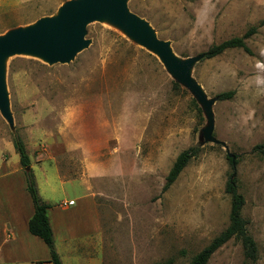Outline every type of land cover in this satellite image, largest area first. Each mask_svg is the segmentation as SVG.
<instances>
[{
	"label": "rangeland",
	"instance_id": "1",
	"mask_svg": "<svg viewBox=\"0 0 264 264\" xmlns=\"http://www.w3.org/2000/svg\"><path fill=\"white\" fill-rule=\"evenodd\" d=\"M71 1L0 0V38L56 18ZM127 6L182 62L193 60L190 76L211 108L154 51L109 20L88 24V45L69 63L30 54L6 58L0 229L12 218L11 206L23 222L32 204L28 170L14 147L19 136L40 196L60 207L84 198L102 232L81 236V245L93 243L60 254L64 264H190L229 226L226 185L235 157L243 216L264 264V156L253 151L264 144V0H127ZM254 26L260 28L246 41L250 54L235 49L204 58L213 45ZM229 91L234 99H217ZM191 148L198 156L163 192L176 159ZM39 253L50 255L45 243ZM208 264H247L241 243L231 240Z\"/></svg>",
	"mask_w": 264,
	"mask_h": 264
},
{
	"label": "water",
	"instance_id": "2",
	"mask_svg": "<svg viewBox=\"0 0 264 264\" xmlns=\"http://www.w3.org/2000/svg\"><path fill=\"white\" fill-rule=\"evenodd\" d=\"M109 20L122 27L142 46L154 51L166 66L209 105L201 89L191 76L192 59L182 62L170 44L160 39L151 25L131 12L127 0H73L66 3L56 18H45L25 30L12 31L0 38V109L9 116V100L4 78L6 58L30 54L49 63H69L88 45L87 26L96 20ZM212 119V113L210 112ZM28 171L30 168L27 169Z\"/></svg>",
	"mask_w": 264,
	"mask_h": 264
},
{
	"label": "trees",
	"instance_id": "3",
	"mask_svg": "<svg viewBox=\"0 0 264 264\" xmlns=\"http://www.w3.org/2000/svg\"><path fill=\"white\" fill-rule=\"evenodd\" d=\"M260 26L252 27L243 37H237L225 41L218 45H213L207 52L204 53L205 59L217 58L227 51L242 49L247 53H251L246 41L258 32ZM178 86V85H177ZM235 91L221 93L217 96L220 101H228L234 99ZM201 113V109H199ZM14 147L16 153L20 157V164L26 170L31 167V159L27 151V147L23 139L19 136L14 137ZM254 152L264 156V144L257 145ZM199 154V149L191 148L182 152L176 159L169 175L166 179L163 192L168 191L174 183L178 180L179 176L188 166V164L195 159ZM232 173L226 185V193L231 197V212L229 226L218 235L213 241L197 254L190 262V264H208L212 256L223 246L231 240H236L241 243L244 256L247 264H258L259 262V248L256 240L249 231V221L243 216V210L246 205V199L240 192L239 179L237 177L236 167L238 161L235 157L230 159ZM27 191L31 197L34 215L30 219L28 228L29 232L40 238L50 251V263L63 264L60 255L56 249L55 234L49 217V211L52 204L46 202L39 193L37 188L35 175L33 170L30 169L26 173ZM38 264H44L40 262ZM162 264H173L172 261H167Z\"/></svg>",
	"mask_w": 264,
	"mask_h": 264
},
{
	"label": "crops",
	"instance_id": "4",
	"mask_svg": "<svg viewBox=\"0 0 264 264\" xmlns=\"http://www.w3.org/2000/svg\"><path fill=\"white\" fill-rule=\"evenodd\" d=\"M84 200V198L78 199V202H75L74 205L67 204L61 207L52 205L49 211V217L55 234L56 249L59 255L67 251L73 252L76 248L80 252L82 249L85 250L84 247L88 249L93 242L89 241L88 245L86 241L82 243V246L80 243L81 236L93 237L98 233L99 235L102 233L97 228L94 217L85 212L86 203ZM14 208L11 206V220L5 222L0 229V264H38L40 262L52 264L50 263V255L43 258L39 253V249L43 248L44 242L29 232L28 224L34 215L33 203H29V215L26 219L24 218L25 221L23 222L21 221V216L18 215L17 210ZM77 208L78 210H76ZM75 217L79 219L74 220ZM77 240L79 241L78 247L83 248L78 249L76 245H73V242ZM67 244L70 246L65 249L64 246ZM59 246H61V250ZM60 258L62 260L61 255Z\"/></svg>",
	"mask_w": 264,
	"mask_h": 264
}]
</instances>
